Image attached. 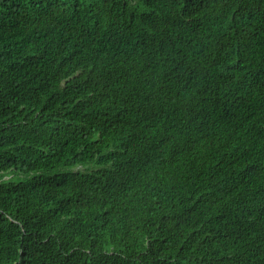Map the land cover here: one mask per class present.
<instances>
[{
    "label": "trees",
    "instance_id": "16d2710c",
    "mask_svg": "<svg viewBox=\"0 0 264 264\" xmlns=\"http://www.w3.org/2000/svg\"><path fill=\"white\" fill-rule=\"evenodd\" d=\"M0 264H264V0H0Z\"/></svg>",
    "mask_w": 264,
    "mask_h": 264
}]
</instances>
